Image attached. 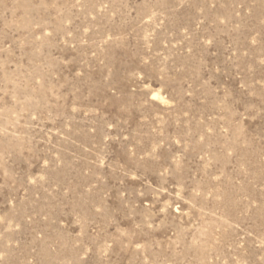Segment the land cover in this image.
Segmentation results:
<instances>
[{"label":"rangeland","instance_id":"374dc122","mask_svg":"<svg viewBox=\"0 0 264 264\" xmlns=\"http://www.w3.org/2000/svg\"><path fill=\"white\" fill-rule=\"evenodd\" d=\"M0 264H264V0H0Z\"/></svg>","mask_w":264,"mask_h":264}]
</instances>
